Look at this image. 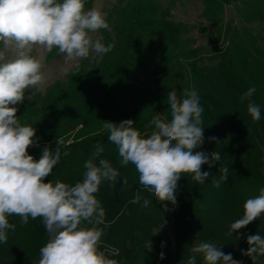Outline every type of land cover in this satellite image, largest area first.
Returning <instances> with one entry per match:
<instances>
[{"label":"trees","instance_id":"trees-1","mask_svg":"<svg viewBox=\"0 0 264 264\" xmlns=\"http://www.w3.org/2000/svg\"><path fill=\"white\" fill-rule=\"evenodd\" d=\"M179 1L169 0L164 8L160 0H117L106 11L111 31L99 30L101 42L105 46L113 43V50L101 55L90 68H86V60L80 61L79 68L71 70L64 81L49 86L41 96L40 108L19 109L16 117L22 125L36 129L33 139L39 138V146L29 151L34 159L40 158L45 145L54 150L57 138L64 142L63 151L69 153L44 178L45 183L75 185L82 181L83 165L97 142L105 149L101 158L109 160L121 178L127 179L125 186L122 180L116 185L103 181L95 194L108 225L98 226L103 229L100 250L117 264H186L193 233L199 243L222 246L225 254L231 253L242 264H252L241 250L249 247L247 235L258 232L264 236V215L233 236H227L226 231L243 215L245 201L264 188V50L250 30L223 26V16L227 7H235L246 23L264 24V0H189L203 4L202 18L213 26L212 38L216 41L218 35L227 39V46L214 48L210 58L216 62L214 66L203 64L199 50L192 48L195 40L186 38L190 27L172 20ZM88 7L85 0V10ZM57 53L54 48L47 60ZM252 86L257 91L251 99L261 109L257 127L252 126L248 111H242L248 101L240 99ZM188 89L197 91L204 109L206 144L192 151L220 152L221 161L212 168L201 166L202 172L211 173L203 184L193 181V174L183 173L173 205L156 200L150 189H140L134 165L120 166L117 147L108 142L104 121L119 124L132 119L142 135L150 133L152 126L148 125L153 116L163 113L161 119L171 118L168 93L176 91L179 96ZM213 136L217 140L209 142L208 137ZM223 166L230 170L227 183L215 187L213 181L219 180ZM137 194L142 199L134 204L131 201ZM144 198L152 201L147 208L141 206ZM164 204L172 209L174 251L163 229L169 218ZM13 217L17 230L7 240L15 245L11 248L13 256L7 257L0 243V264H38L40 249L48 241L41 218L29 217L27 224H21L19 216ZM82 226L92 227L86 223ZM29 239L38 247L24 248ZM161 252L164 259L159 258ZM197 264H203L202 257L197 258Z\"/></svg>","mask_w":264,"mask_h":264},{"label":"clouds","instance_id":"clouds-1","mask_svg":"<svg viewBox=\"0 0 264 264\" xmlns=\"http://www.w3.org/2000/svg\"><path fill=\"white\" fill-rule=\"evenodd\" d=\"M107 13L99 6L85 10V0H0V243H7L8 230L16 225L8 217L19 216L21 224H27L29 217L41 218L48 241L40 249L38 264H117L100 250L105 212L95 194L103 181L116 185L121 178L120 171L102 157L104 146L97 142L94 151L83 165L82 181L69 185L60 181L44 182L54 168L67 157L63 151L64 142L57 138L56 148L45 145L38 160L28 153L29 146H36V129L22 125L16 117L17 108L10 105L22 103L25 91L31 88L43 89L49 82L45 70L44 52L54 48L64 54L67 67L60 72L66 75L69 68H79V62L91 53L103 55L113 50L114 44L105 46L93 33L100 29L111 31ZM38 55H32L33 50ZM13 55L9 57L8 53ZM255 86L249 87L240 99L248 101L247 111L253 121L261 119V109L251 97ZM30 98V96H29ZM167 104L170 119H161L157 114L149 121L150 133H142L134 126L135 121L126 119L119 124L104 121L108 142L117 147L119 164L134 165L139 174L140 189H150L156 200L177 203L178 181L183 173H190L192 180L203 184L211 175L201 171L207 164L212 168L221 161L220 152H196L193 149L204 143V111L195 89L168 93ZM146 126V127H148ZM209 142L216 137H208ZM211 157V159H209ZM229 168L219 169V180L215 187L227 183ZM137 194L131 201L140 203ZM152 201L143 199L142 207ZM167 207V204H164ZM264 215V188L260 194L249 198L243 205V215L230 223L226 235L245 228ZM92 225L84 227L82 224ZM239 238V237H238ZM248 248L241 255L249 257L252 264H261L264 258V236H246ZM161 247H164L162 242ZM221 247L208 242L193 243L186 264H197L202 257L203 264H242L231 253L225 254ZM160 259L165 254H159Z\"/></svg>","mask_w":264,"mask_h":264},{"label":"rangeland","instance_id":"rangeland-1","mask_svg":"<svg viewBox=\"0 0 264 264\" xmlns=\"http://www.w3.org/2000/svg\"><path fill=\"white\" fill-rule=\"evenodd\" d=\"M89 7L91 9L93 7L99 6L102 11H110L112 7L117 3V0H88ZM162 6L166 8L168 6L169 0H160ZM204 10V6L201 2H194L189 0H180L177 3V6L172 11V20L177 23H184L190 27V33L186 36V38L195 40V43L192 45V48H197L201 53L200 57L202 58L203 64L207 66H214L216 64L215 61H212L211 55L214 54V48H224L225 40L227 41L226 37H220L216 35V41L212 38L211 31H213V26L207 20L202 18V13ZM231 25L233 28L239 29L240 31L245 29L250 30L254 36L258 38V46L264 50V24L263 23H246L242 16L240 10L236 9L235 7H227L225 10V14L223 16V26ZM94 38L102 39L100 32H96L92 34ZM3 48V45L0 44V49ZM49 52H44V62H45V70L49 74V82L43 88H31L25 91V99L22 103L17 105H10V107H16L19 109L31 108L32 110H36L41 106V96L45 94L46 90L55 82L64 81L66 75L73 70L74 68H69V71L66 75L60 72L61 67H67L68 65L65 64V57L64 54L57 53L56 56H53L51 59L47 60ZM9 57L13 55L11 52L8 53ZM32 55H38V50L34 49ZM101 58V55H97L95 53H91L90 56L86 60V68H90L93 64L97 63ZM81 60V61H82ZM30 96V98H29ZM36 108V109H35ZM243 112H247V109L242 108ZM17 113V112H16ZM163 114V113H162ZM252 126L257 127L258 121H252ZM263 126V123L261 124ZM34 138V137H33ZM205 143V141H204ZM203 143V144H204ZM206 144V143H205ZM36 146H29L28 153L32 148L38 147ZM168 220L164 226V230L166 232V236L170 245V249L174 251L175 249V233H174V223L173 218L171 216L172 209L166 207ZM9 223H13L16 225L17 230V221L13 216L8 217ZM13 235L14 232L12 230H8V237ZM16 237H14L15 239ZM191 242L199 243L196 235L193 233L191 234L190 238ZM15 246L10 243H1V250L4 254L9 257L12 255V247ZM37 248L38 243L32 240H28L26 246L24 248ZM149 250H152V247H149ZM180 264V263H177ZM261 264H264V258H261Z\"/></svg>","mask_w":264,"mask_h":264}]
</instances>
